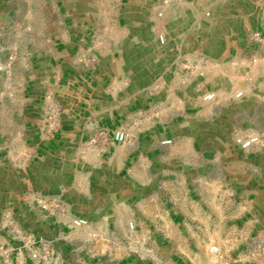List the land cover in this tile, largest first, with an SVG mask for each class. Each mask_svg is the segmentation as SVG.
<instances>
[{
  "label": "crops",
  "instance_id": "crops-1",
  "mask_svg": "<svg viewBox=\"0 0 264 264\" xmlns=\"http://www.w3.org/2000/svg\"><path fill=\"white\" fill-rule=\"evenodd\" d=\"M123 1L106 0L118 11V27L136 21L142 9L148 23L152 18L159 22L157 37L165 39L160 46H166L168 34L172 39L181 34L172 47L175 56L158 65L157 79L146 92L131 95L115 91L110 75L102 72L101 45L88 42L86 18L82 26L76 22L55 30L54 41L30 58L22 93L19 154L25 155L27 177L44 178L24 193L61 196L69 215L73 202L94 201L93 227L139 249L124 264H208L209 247L226 236L239 241L238 251L254 240L264 241V63L245 74L241 99L226 92L218 95L213 88L214 100L204 101L212 73L220 66L231 69L245 49L246 35L225 38L224 62L183 56L188 38L197 42L202 34L211 38L218 32L214 28L206 33L195 24L203 0H131L134 6L122 9ZM236 1L241 3L239 12H246L247 0H227L228 7ZM71 2L63 0L67 16ZM7 11L8 2L0 0V32L9 25ZM230 12L225 16H233ZM173 19L184 20L187 28L175 30ZM81 60L89 67H81ZM91 63L99 64L95 68ZM201 72L203 80L197 77ZM53 99L64 114L49 136L43 105ZM125 129L131 133L129 140L113 142V134ZM250 138H257L256 144L243 149ZM21 216L30 225L25 228L49 229L36 215ZM130 223L138 227L134 234Z\"/></svg>",
  "mask_w": 264,
  "mask_h": 264
},
{
  "label": "rangeland",
  "instance_id": "rangeland-1",
  "mask_svg": "<svg viewBox=\"0 0 264 264\" xmlns=\"http://www.w3.org/2000/svg\"><path fill=\"white\" fill-rule=\"evenodd\" d=\"M5 1L8 2L9 25L6 30L0 32V48L3 50V55L0 57V150H2L0 158L7 159H3L4 161L0 163V222L4 210L23 199L26 196L24 190L31 189V183L42 178L38 175L27 177L24 171L25 165L15 162L20 152L17 134L23 126L21 124L24 118L22 93L29 79L30 58L44 51L54 41L55 30H59L64 24L69 27L76 22H79L78 26H82L84 25L82 19L86 18L85 25L90 27L88 42L91 40L97 46L101 45L98 50L102 72L110 75L115 91L126 90L131 95L146 92L148 85L154 83L158 73L156 68L161 62L175 56L172 47L178 44L181 37V34H178L172 39L168 34V43L166 46H160L157 42L159 22L156 18H152L151 23H148V14H142V9L138 12L139 17L136 21L131 19L129 24L118 27V11L107 5L106 0H72V8L69 12L71 14L68 16L64 14L63 0ZM195 1L198 0H187L189 4ZM123 2L122 9L134 6L131 0L129 3L128 0ZM203 2L204 10L195 19V24L197 28L206 30V33L214 28L218 29V32L210 36L211 38L206 37L207 34H202L197 42H192L188 38L183 44L185 46L182 47V54L188 57L198 54L224 62L223 59L228 57L225 38L233 39L238 35L251 33L258 16L264 9V0H247L246 12H239L241 3L238 1L234 2L232 7H228L229 0L228 2L203 0ZM142 7L144 8L140 5V8ZM241 8L244 9V6ZM229 10L233 16L226 17ZM153 13L154 9L150 3V14ZM143 16H145L144 20H142ZM172 21L175 30L188 26L184 20L182 22V19ZM164 24V27L169 28L167 23ZM170 27L173 28L172 25ZM106 28L114 31L106 32ZM195 38L197 36H194ZM79 63L81 67H89L83 60ZM93 64L91 63L90 66L96 68L99 63ZM217 70L212 73L215 77L210 82L212 87L208 86L209 93L213 92L214 88L218 95L226 92L234 98L237 93L246 90L248 81L245 79V72L237 73L221 66ZM82 201L73 202L71 215L88 219L94 225L95 202Z\"/></svg>",
  "mask_w": 264,
  "mask_h": 264
},
{
  "label": "built area",
  "instance_id": "built-area-1",
  "mask_svg": "<svg viewBox=\"0 0 264 264\" xmlns=\"http://www.w3.org/2000/svg\"><path fill=\"white\" fill-rule=\"evenodd\" d=\"M157 39L160 45L165 44L162 35ZM244 42V51L235 57L230 67L234 72L249 75L253 68L264 63V12ZM183 70L190 71V67ZM197 77L204 79L202 72ZM242 97V92L235 95V99ZM203 100H214V94L204 93ZM43 108L44 131L49 136L54 135L64 111L54 99L44 103ZM130 136L129 130L125 129L115 132L112 139L124 144ZM256 142L257 138H250L242 148L249 149ZM24 157L19 154L15 162L22 163ZM17 205L7 207L1 216L0 264H124L125 259L139 250L135 245L124 246L109 234L96 230L88 219L69 215L61 196L29 193L17 201ZM21 214L36 215V220L48 225L49 229L36 232L25 228L29 224L24 222ZM128 228L132 234L138 231L134 223ZM238 250L239 241L226 236L220 244L209 247L208 264H264V241L254 240L243 250Z\"/></svg>",
  "mask_w": 264,
  "mask_h": 264
}]
</instances>
